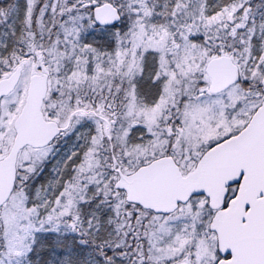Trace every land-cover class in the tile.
<instances>
[{
  "label": "snow or ice",
  "instance_id": "6c2138e0",
  "mask_svg": "<svg viewBox=\"0 0 264 264\" xmlns=\"http://www.w3.org/2000/svg\"><path fill=\"white\" fill-rule=\"evenodd\" d=\"M0 264H264V0H0Z\"/></svg>",
  "mask_w": 264,
  "mask_h": 264
}]
</instances>
